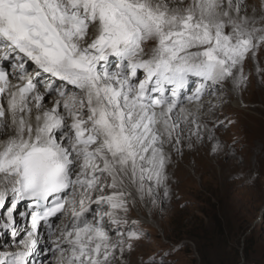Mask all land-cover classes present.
Wrapping results in <instances>:
<instances>
[{
  "label": "snow or ice",
  "instance_id": "snow-or-ice-1",
  "mask_svg": "<svg viewBox=\"0 0 264 264\" xmlns=\"http://www.w3.org/2000/svg\"><path fill=\"white\" fill-rule=\"evenodd\" d=\"M261 52L264 0H0V264H170L140 213Z\"/></svg>",
  "mask_w": 264,
  "mask_h": 264
},
{
  "label": "rangeland",
  "instance_id": "rangeland-1",
  "mask_svg": "<svg viewBox=\"0 0 264 264\" xmlns=\"http://www.w3.org/2000/svg\"><path fill=\"white\" fill-rule=\"evenodd\" d=\"M260 60L264 62V52ZM225 112L234 123L219 129L221 139L231 138L230 159L242 175L235 186V177H222L224 170L214 160L209 169L201 162L196 171L207 175L200 177L188 167L189 183L173 184L178 197L144 210L152 224H142L149 236L144 247L176 246L170 264H264V144L259 135L264 126V80L254 77ZM176 161L182 163L181 158Z\"/></svg>",
  "mask_w": 264,
  "mask_h": 264
},
{
  "label": "bare ground",
  "instance_id": "bare-ground-1",
  "mask_svg": "<svg viewBox=\"0 0 264 264\" xmlns=\"http://www.w3.org/2000/svg\"><path fill=\"white\" fill-rule=\"evenodd\" d=\"M237 104H239V103H237ZM232 106L234 108H237L236 103H235V105L233 104ZM215 135H216L217 140H219L220 143L223 145L222 149L220 151H218L216 154H212L209 151V146L206 143L203 146L197 145L191 152L186 151L183 158H181L182 163H177V161H176L177 158H175V161H174L175 164L172 167L174 169V171H172V169H171V171L174 173L173 184L186 185L187 183H189L191 178H190V175H189L188 170H187L188 167L193 169L195 174L199 175L200 177L205 176V174L207 175L208 171H206L205 173L202 171L197 172L196 167L199 166V164H201V162H203L205 167L207 169H209V168H211L210 161L214 160L216 162V164L224 170L222 177H224L226 180H229L231 176L232 177L230 180H232V178L235 177V179L233 181H231L232 186H235L236 181L239 178H241L242 175L238 172V170L240 169L238 164H234V162L231 161V159H230L231 154H230L228 146L231 143V138L227 139V140H222L220 130H218L215 133ZM259 135L262 138L261 140H263L262 142L264 144V126H262V132H260ZM198 160H199V162H198ZM173 184H172V191H173L174 195L170 199L178 197V193L175 190V187ZM140 219H141V222L144 226H147V227L152 226L151 222L146 218L144 210L140 213ZM7 239H8L7 236L4 239V234L0 233V243H3Z\"/></svg>",
  "mask_w": 264,
  "mask_h": 264
}]
</instances>
